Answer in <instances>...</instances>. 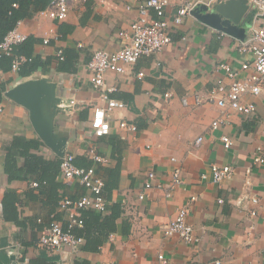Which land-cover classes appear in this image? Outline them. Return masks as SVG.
Masks as SVG:
<instances>
[{"label":"crops","instance_id":"crops-1","mask_svg":"<svg viewBox=\"0 0 264 264\" xmlns=\"http://www.w3.org/2000/svg\"><path fill=\"white\" fill-rule=\"evenodd\" d=\"M190 1L194 9L205 13L202 6L210 10L227 0ZM235 2L240 5L238 22L228 20L234 33L206 24L191 12L172 27L170 42L161 51L125 65L124 72H105L106 85L113 88L110 97L126 106L110 112V132L102 137L95 136L90 126L92 106L103 102L91 86L86 63L96 49L115 51L123 45L126 39L119 31H130L129 24L138 17L136 4L132 0H69L63 21L43 17L38 11L20 21L18 29L37 39L33 48L42 67L27 76L0 70V84L7 90L22 81L45 79L53 86L54 96L60 98L59 108L50 109L55 136L66 138L65 150L73 153L74 162L83 166L90 163L96 176L105 183H115L108 203L119 202L121 214L115 220V230L97 249L72 251L63 247L50 253L38 245L39 235L52 219L65 221L60 199H77L86 189L76 179H63L59 172L55 180L61 186L53 189V196L48 193L51 186L41 193L32 185L38 172H26V157L12 147L13 142L32 139L38 147L31 148L30 154L48 160L58 156L35 133L28 110L3 94L0 253L15 256L8 264H57L59 260L66 264H158V253L165 256L167 264H213L215 260L220 264H264V161L252 160L256 146L262 147L264 157V93L243 94L245 102L255 104L249 115L226 111L213 103L192 104L194 95L206 96L215 79L224 78L216 69L219 62L230 63L240 77L251 72L242 70L241 64L250 62L253 54L240 47L262 18L246 0ZM178 5L179 0H170L165 17L171 19ZM47 35L49 43L43 44ZM59 49L65 55L63 61L57 57ZM139 71L144 72L142 77L137 76ZM166 92L170 96L165 97ZM70 98L76 101L74 107L67 104ZM216 118L221 122L212 129ZM120 119L134 123L137 130L119 129ZM222 135L232 140L227 149ZM198 136L202 140L193 146ZM93 154L106 161L96 163ZM12 159L21 168L19 178L10 179L5 170L7 160ZM211 164L231 165L233 177L215 182ZM175 167L180 168L183 181L171 196H165L163 188L153 187L144 198H138L147 171H154L156 181L166 185ZM201 173L206 177L201 178ZM7 190L18 195L16 221L4 217L1 201ZM186 203L187 223L199 238L192 244L162 231ZM252 211L255 213L250 214Z\"/></svg>","mask_w":264,"mask_h":264},{"label":"built area","instance_id":"built-area-1","mask_svg":"<svg viewBox=\"0 0 264 264\" xmlns=\"http://www.w3.org/2000/svg\"><path fill=\"white\" fill-rule=\"evenodd\" d=\"M103 1V0H100ZM136 4L138 17L133 20L130 25V31H119V35L126 40L123 45L115 50L108 51L105 49H96L93 51L91 58L86 63L88 79L91 86L99 93V98L103 104L93 105L90 118V126L93 134L97 137L104 136L110 132V123L108 121L110 112L115 108H124L126 103L110 97L112 87H108L105 82V72L113 71L121 73L125 71V65L134 64L138 58L149 56L161 51L170 42V31L174 25L182 22L184 17L190 15L195 4L190 0H179V5L171 19L165 17L166 7L170 5V0H132ZM255 8L256 15L261 17L258 27L253 34L242 43L240 49L249 50L253 54L250 62L241 64L242 70H250L247 76H239L238 71L228 62H219L216 69L224 73V78H216L208 89L206 96L202 97L194 95V105L203 103H213L220 109L226 111H235L243 114H251L255 110L253 102H245L243 94H260L264 93V0H246ZM69 11V0H49L45 8L38 13L53 21H63L66 19ZM21 20L9 30L0 42V53L12 55L10 71L17 72L22 63L29 60L24 55H13V46L22 42L26 35L22 33L18 26ZM53 30L50 29L49 34ZM43 44L49 43V35L42 40ZM59 60L63 59L62 50H57ZM144 72L139 71L137 76L142 77ZM165 97L170 96L169 92L164 93ZM187 104L186 98L181 100ZM76 101L74 98L68 100V106L74 107ZM1 111V106H0ZM221 122L220 118H216L211 122V128H217ZM119 129L128 132H135L137 126L132 122L120 119L118 121ZM262 133L264 135V123L262 125ZM202 140V136H198L192 145L197 146ZM221 141L225 149L229 148L232 140L228 135H222ZM261 146H256L252 155L254 162H263L264 157L261 154ZM59 163V176L65 180L76 179L86 192L77 199L62 197L59 201V208L66 212L65 221L53 219L38 237V245L50 253H54L63 247H67L72 251H76L84 244V238L75 234V228L82 227L83 220L81 217L82 210L104 211L107 201L102 195L103 180L95 175L93 166H78L75 164V156L73 153L64 150ZM174 160V158H171ZM92 160L104 162L106 159L98 154L92 155ZM212 179L219 182L223 179H231L234 169L231 165L211 164ZM201 178H205L204 173L200 174ZM180 168L175 167L170 174V181L164 185L162 182L156 181V174L149 170L145 174L142 191L138 194V198L145 197L146 191L153 187L163 188L165 196L172 194L174 187L182 182ZM32 185L37 186L34 181ZM192 200L194 199L191 197ZM218 199V202H221ZM253 202H257V198H252ZM188 205L179 207L174 216L163 225L162 231L165 235H178L184 243H196L199 238L194 234L192 227L187 223ZM252 211L250 214H254ZM158 264H167L166 258L162 253L157 254ZM219 260H215L213 264H220ZM57 264H66L59 260Z\"/></svg>","mask_w":264,"mask_h":264},{"label":"trees","instance_id":"trees-1","mask_svg":"<svg viewBox=\"0 0 264 264\" xmlns=\"http://www.w3.org/2000/svg\"><path fill=\"white\" fill-rule=\"evenodd\" d=\"M49 0H0V42L2 41L5 34L11 30L17 21L24 18L31 17L35 12L40 11L45 8ZM59 31V30H58ZM60 32V31H59ZM61 33V32H60ZM36 38L32 36H26V38L13 46V55H24L29 58V60L22 63L16 74L20 76H27L30 73L35 72L37 69L42 67V63L39 56L34 53L33 44L36 42ZM63 54V61L65 55ZM12 55H5L0 53V70L10 71V65L12 60ZM5 88L4 85L0 84V103L3 98ZM102 137V136H101ZM13 148H17L18 153L26 157V162L24 163V168L26 172H38V177H35V182L37 183L39 192L45 193L46 187L51 186L48 193L51 196L54 195V190L56 186L59 185L55 178L59 172L60 158L56 159H45L43 157L30 154L29 150L31 148H37L38 143L32 139H16L13 142ZM21 148V149H20ZM10 156H7V159ZM78 166L79 165L76 163ZM92 166L90 163L84 165ZM21 168H17L15 160L6 162L5 170L8 173L10 179L19 178V171ZM103 180V179H102ZM115 183L107 182L103 180L102 195L107 201V205L104 211L95 210H82V227L75 228L74 232L84 238V244L81 249L84 250H94L99 247L102 241L108 237V235L115 230V220L121 214V207L119 202L108 203V195L112 188H114ZM18 200V195L12 190L5 191L1 206L4 212V217L8 220L16 221L15 202ZM57 202V200H56ZM53 220V219H52ZM49 224V223H48Z\"/></svg>","mask_w":264,"mask_h":264},{"label":"water","instance_id":"water-1","mask_svg":"<svg viewBox=\"0 0 264 264\" xmlns=\"http://www.w3.org/2000/svg\"><path fill=\"white\" fill-rule=\"evenodd\" d=\"M235 0H227L226 2L209 8L202 6L200 10L194 9L192 14L219 30L234 33L235 28L229 25L228 20L238 22L240 13L237 10ZM54 88L45 79H32L22 81L10 89L5 90V95L16 103L25 107L29 112V122L31 123L35 133L58 157H62L65 150L66 138L56 137L54 133L53 123L50 121V109L55 111L59 108L60 98L55 97ZM68 104V101H67ZM14 255L0 253V264H8L10 260H14Z\"/></svg>","mask_w":264,"mask_h":264}]
</instances>
